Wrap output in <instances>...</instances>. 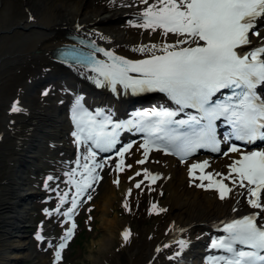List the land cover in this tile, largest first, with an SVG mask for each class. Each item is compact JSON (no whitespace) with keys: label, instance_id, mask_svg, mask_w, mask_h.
<instances>
[{"label":"bare ground","instance_id":"bare-ground-1","mask_svg":"<svg viewBox=\"0 0 264 264\" xmlns=\"http://www.w3.org/2000/svg\"><path fill=\"white\" fill-rule=\"evenodd\" d=\"M23 1L26 14L10 23L2 20V25H0V34L5 33L2 38L9 39L14 35V40L9 44L4 45L0 42V136L4 138L5 135H10L14 137L15 141V143L9 144L7 152V160L12 163V170L6 178L5 187L0 188V264H11V262H18L25 258V252L22 250L25 249L27 239L21 230L27 225L22 226L21 224L25 221L28 222L33 214L29 209H20V203L27 200L28 197L37 195L39 192L36 191V185L42 184L37 177H34L35 180L18 177L15 169L23 165L24 162L32 161L38 162L37 167L43 169L44 163L51 161L47 153L57 151L62 152L65 157L62 165L65 168L63 173L66 174L77 167L78 158H81V163H83L82 156L87 153V146L78 144L72 135L76 131L72 115H64L67 119L61 115L63 114L61 108L70 103L75 92L58 83L49 82L54 80L53 78L66 76L65 68L60 66L56 60L57 48L74 43L67 37L68 35L81 34L120 56L135 60L145 58V54L133 51L134 48L151 43L160 44L165 39L158 34L149 36L143 29L130 26L129 21L135 20L138 12L144 7L138 0H114V2L113 0ZM258 30L264 33V21L258 22ZM250 39L252 45L249 48L259 46L261 43L258 37L250 36ZM173 40L174 38L171 36L167 38L169 43ZM74 70L77 76L71 82L77 87L90 88L96 85L94 80L90 79L95 76L94 73L77 67H74ZM84 80L92 86L87 85ZM45 81L47 84H42ZM41 86L44 87L38 90L37 94H33L35 89ZM94 92L103 101L100 104L99 102L93 103V107L96 108L89 111L95 113L103 106L110 103L115 104L116 108L102 111L105 115L111 114L112 118L118 117L116 121L112 119L116 123L131 120L135 114L140 112L151 114L153 111H159L158 107L163 102L161 96H155V101L150 104L142 103L147 99L131 100L129 104L125 97L131 90H125L121 86H117L116 92L107 86L98 87ZM87 98L93 99V96L90 95ZM75 100L71 99L72 103ZM14 104L22 111L13 112ZM118 104L124 107L117 108ZM146 106L155 109L147 110ZM124 108L125 115L122 116ZM127 135L124 137L126 140L123 144H117L114 153L116 154L117 149L124 145H132L123 156V171L115 169L109 174L106 188L102 193L105 213L112 212L116 191L125 197L130 196L129 190L133 191L132 185L126 183H130L137 176V172L143 174L144 169H147L152 175L159 176V179L154 183L150 178H147L150 185L159 186L156 197L161 200V195L165 191L168 193L166 201L160 207L166 209V211H160L163 214L167 212L168 219L165 222L159 218L147 228L143 230L137 228L135 231H131L126 223L119 229L121 231L119 234L122 235L121 240H124L122 233L126 230L130 233V239L136 238L138 242V252L135 256L137 263L207 264L209 256L225 254L221 250L211 247L213 239L225 235L217 229V226L222 222L238 219L260 210L251 208L247 202L249 196L246 189L233 185L230 180H225L224 183L233 190L226 194L224 199H220L219 192L215 187L211 189L197 187L196 185L201 181L189 176V167L193 163L207 161L203 170L205 174L222 173L227 175L228 166L238 158L239 154L228 151V148L226 153H229V157L225 159L208 155L180 161L170 152L152 149L147 162L138 164V160L144 159V150L140 147L144 141V134H136L133 130ZM260 150H264V145ZM103 155L97 151L96 160L106 166L109 162L102 157ZM116 156L119 163L121 157ZM129 165L131 167H128ZM81 170L77 169V172ZM99 171L101 169H97V173ZM196 175H201L199 169L196 170ZM51 176L55 178V174ZM220 178L216 177V179ZM75 179L79 180V175ZM117 179L119 184L113 183ZM140 182L136 180L133 184ZM208 183L207 180L203 181L204 185ZM32 184L35 186H31ZM143 184L144 181L141 185ZM47 185H50V181ZM86 192L77 197L78 201L87 199ZM68 194H72L71 198H73L76 195L75 187ZM262 195L261 202L264 203ZM66 211L60 209L61 214ZM79 211L80 208L76 207L70 217L62 215V225L65 227L63 235L72 227ZM261 215L264 217V213ZM111 223V221L108 222L110 231L112 230ZM258 223L264 224V218H258ZM138 224L142 225L145 222L140 220ZM112 238L113 233L111 232L107 237V249L112 244ZM48 239L55 240L53 237ZM180 240L187 242L183 250L177 243ZM61 242L63 241L61 240ZM165 244L169 247H164ZM208 244L210 246H207ZM157 248L161 250L157 252ZM207 251L213 252L205 255ZM177 253L180 254L177 255ZM195 254H203L205 258L196 259ZM169 257H173V259H169Z\"/></svg>","mask_w":264,"mask_h":264},{"label":"snow or ice","instance_id":"snow-or-ice-1","mask_svg":"<svg viewBox=\"0 0 264 264\" xmlns=\"http://www.w3.org/2000/svg\"><path fill=\"white\" fill-rule=\"evenodd\" d=\"M114 2V0H113ZM144 5L136 19L129 21L131 27L143 29L151 36L158 34L165 38L160 44H145L133 51L145 54L143 59H128L98 47L95 42L80 41L87 51L73 47L61 50L62 62H73L89 69L96 75L90 77L98 87H110L113 92L117 86L131 90L133 94L160 92L165 94L177 107L175 110L162 108L159 111L140 112L126 122H113L111 114L102 110L95 113L84 108L77 98L72 107V120L76 131L72 135L78 144L87 146V153L76 161L68 176V183L76 189L71 207L62 215L70 217L79 201L77 197L92 188L93 182L100 179L97 169L104 163L97 162V151L110 152L119 143V131L136 130L144 134L145 164L152 149L177 155L183 161L198 149L207 148L220 151L217 122L223 121L231 131L224 137L225 142L241 141L254 144L264 141V96L258 94L264 88V33L258 30V22L264 21V0H138ZM174 38L169 43L167 38ZM250 36L258 37L259 46H253ZM102 53L107 59L97 58ZM47 95V93H44ZM18 103V102H17ZM195 110L196 114L186 110ZM13 112L22 109L16 104ZM186 118H178L181 115ZM132 147L131 144L117 149L121 157L116 169L123 171V156ZM95 149V150H94ZM228 151L238 153V158L230 164L227 175L222 173H204L207 161L193 163L189 167V176L201 183L197 187L211 189L215 187L220 199L232 192L225 180L233 185L245 188L248 204L260 211L224 223L223 233L211 241L213 249L221 250L222 255L209 256L207 264H264V224L258 218L264 213L261 195L264 193V150L243 152L235 143ZM128 167H131L129 165ZM77 169H82L77 172ZM201 175H196V170ZM145 178L154 183L158 175L143 170ZM79 175L80 179L75 177ZM141 175L140 172L136 173ZM221 177L216 179V177ZM49 181L52 176L47 178ZM207 180V185L203 181ZM119 184V180L113 181ZM140 183L135 186L140 187ZM47 187V183L45 184ZM131 194V190H129ZM68 193L59 197L60 203L54 210L60 213V207L66 202ZM87 199H91L88 196ZM127 207V203L124 205ZM157 206L152 205L155 209ZM166 211V209H160ZM45 214L53 213L45 209ZM75 223L68 229L54 252V264H60L62 252L67 240L73 235ZM129 231L123 233L129 238ZM37 240H43L38 233ZM181 250L187 244L180 240ZM164 247H169L165 244ZM161 249L157 248V252ZM180 253H177L179 255ZM173 259V257H169Z\"/></svg>","mask_w":264,"mask_h":264},{"label":"rangeland","instance_id":"rangeland-1","mask_svg":"<svg viewBox=\"0 0 264 264\" xmlns=\"http://www.w3.org/2000/svg\"><path fill=\"white\" fill-rule=\"evenodd\" d=\"M24 14H26V9L23 0H0V25H2V20L10 23ZM3 35L5 33L0 34L1 44H9L14 40V35L9 39L2 38ZM43 87L35 89L33 94H37L38 90ZM72 104L71 101L69 105H66L67 109L65 106L61 108L63 117L72 115ZM65 119L67 118L65 117ZM10 143H15L13 136L5 135L4 138L0 136V188L5 187L6 178L12 170V163L7 160ZM47 155L51 161L44 163L43 169L37 167L39 163L36 161L24 162L23 165L15 169L18 177L31 180H35L34 177H37L42 184L36 185V191L39 192L37 195L28 197L27 200L20 203V209H29L33 216L29 218L28 222L25 221L21 224L22 226L27 225L21 230L27 239L25 249L22 250L25 252V258L18 262H11V264H54L56 246L60 244L61 238L64 236L65 227L62 225V214H57L54 210L60 203L59 197L65 192L73 190L74 186L68 183L69 178L63 173L65 171L62 165L65 158L63 153L49 151ZM116 155L102 156L109 163L98 172L100 179L95 181L92 189L85 193L87 197L91 196V199L79 201V205H77L80 211L76 214L74 222L76 227L73 230V235L67 241V247L62 252L60 264H138L135 259L138 252L136 238H128L127 241L122 239L125 241L123 242L120 239L122 235L119 234L121 233L119 229L127 223L126 226L129 225L131 231H135L137 228L143 230L159 218L164 222L168 219L167 212L165 214L160 212L161 205L167 199V191L161 195V200H159L156 197L159 186L150 185L149 180L143 174L136 176L130 183H126L132 185L133 191L130 196L125 197L116 191L112 212L105 213L102 193L106 188L109 174L116 169L118 163ZM227 157H229V153L226 152L217 156L221 159ZM52 174H55V178L53 177L50 185L45 187V184L49 182L47 178ZM136 180L144 181V184L137 188L136 184H133ZM71 195L68 194L66 202L60 207L63 211L71 207ZM262 198L264 199V195ZM125 203H127V207L124 206ZM153 204L157 206L155 209L152 208ZM45 209L51 210L50 212L53 214L46 215ZM140 220H143L145 224L139 225ZM110 221L112 222L111 231L108 228ZM111 232L113 233L112 244L107 249V237ZM38 233L43 237V240L36 239ZM49 237H53L55 240H50Z\"/></svg>","mask_w":264,"mask_h":264}]
</instances>
